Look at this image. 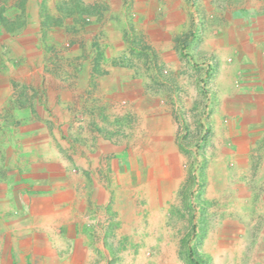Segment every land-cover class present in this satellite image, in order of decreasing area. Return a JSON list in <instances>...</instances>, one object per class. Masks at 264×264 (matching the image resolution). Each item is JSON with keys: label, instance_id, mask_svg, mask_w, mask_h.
I'll use <instances>...</instances> for the list:
<instances>
[{"label": "crops", "instance_id": "obj_1", "mask_svg": "<svg viewBox=\"0 0 264 264\" xmlns=\"http://www.w3.org/2000/svg\"><path fill=\"white\" fill-rule=\"evenodd\" d=\"M204 1L211 146L219 164L242 167L231 207H264V0H221L223 12ZM26 39L0 65V264H107L136 207H169L177 196L178 176L152 168L185 159L173 113L151 97L140 135L122 140L120 104L140 98L135 73L101 50L77 75L44 74L56 61ZM16 66L29 73L15 76Z\"/></svg>", "mask_w": 264, "mask_h": 264}, {"label": "rangeland", "instance_id": "obj_2", "mask_svg": "<svg viewBox=\"0 0 264 264\" xmlns=\"http://www.w3.org/2000/svg\"><path fill=\"white\" fill-rule=\"evenodd\" d=\"M208 5L204 0H0V65L3 57L18 53L24 35L56 61L44 74L77 75L83 71L77 65L104 53L109 64L141 81L140 98L120 104L122 140L140 135L146 114L140 109L150 106L151 97L173 113L185 159L152 168L160 173L164 166L178 176L177 196L169 207H136L131 213L136 225L131 220L116 229L121 235L112 240L114 259L107 254V264H264V207H258V197L253 207H231V200L242 198V167L219 164L211 146L206 62L213 54L200 49L209 39V22L198 20ZM217 7L226 10L221 0ZM27 71L16 66L14 75ZM251 167L254 173L258 165ZM227 183L234 185L228 193Z\"/></svg>", "mask_w": 264, "mask_h": 264}]
</instances>
